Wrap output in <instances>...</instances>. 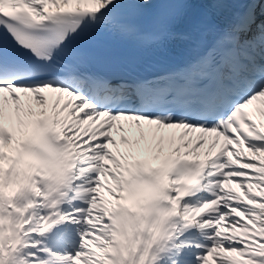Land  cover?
Segmentation results:
<instances>
[{"label": "snow or ice", "instance_id": "1", "mask_svg": "<svg viewBox=\"0 0 264 264\" xmlns=\"http://www.w3.org/2000/svg\"><path fill=\"white\" fill-rule=\"evenodd\" d=\"M0 264H264V0H0Z\"/></svg>", "mask_w": 264, "mask_h": 264}, {"label": "bare ground", "instance_id": "2", "mask_svg": "<svg viewBox=\"0 0 264 264\" xmlns=\"http://www.w3.org/2000/svg\"><path fill=\"white\" fill-rule=\"evenodd\" d=\"M211 146V142L209 143V145L208 146H206V147H210ZM214 151H215V149H214Z\"/></svg>", "mask_w": 264, "mask_h": 264}]
</instances>
